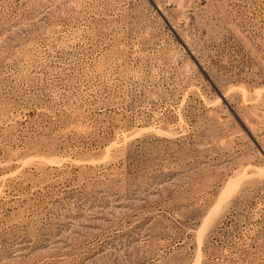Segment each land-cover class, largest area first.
<instances>
[{"label": "rangeland", "instance_id": "obj_1", "mask_svg": "<svg viewBox=\"0 0 264 264\" xmlns=\"http://www.w3.org/2000/svg\"><path fill=\"white\" fill-rule=\"evenodd\" d=\"M0 264H264V0H0Z\"/></svg>", "mask_w": 264, "mask_h": 264}]
</instances>
